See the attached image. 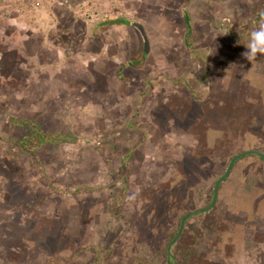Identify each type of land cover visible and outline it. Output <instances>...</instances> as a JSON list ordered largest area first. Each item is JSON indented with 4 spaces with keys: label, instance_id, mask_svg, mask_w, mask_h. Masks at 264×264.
Wrapping results in <instances>:
<instances>
[{
    "label": "rangeland",
    "instance_id": "rangeland-1",
    "mask_svg": "<svg viewBox=\"0 0 264 264\" xmlns=\"http://www.w3.org/2000/svg\"><path fill=\"white\" fill-rule=\"evenodd\" d=\"M261 24L264 0L1 2L0 264H183L189 251L188 264H264V207L243 200L264 183L254 157L162 251L230 158L264 155V55H242ZM13 118L76 141L46 165L16 157ZM59 230L66 242L50 243L70 248L42 250Z\"/></svg>",
    "mask_w": 264,
    "mask_h": 264
},
{
    "label": "trees",
    "instance_id": "trees-1",
    "mask_svg": "<svg viewBox=\"0 0 264 264\" xmlns=\"http://www.w3.org/2000/svg\"><path fill=\"white\" fill-rule=\"evenodd\" d=\"M261 18H262V14L258 15L257 18L254 19V22L257 23ZM183 21L185 24V28L187 29V32L185 34V43H188V41H190L192 38L190 36L191 27L189 26V17L187 14L183 15ZM110 23L126 24L127 21L121 19V20L110 21ZM75 141H76V137L71 131L68 130L67 126L64 127L60 125V126L45 127L40 122L29 118H13L9 120L7 142L16 148L15 156L16 157L26 156L27 158H31L35 160L37 163H39V165H46L47 163H49L52 151L56 147L67 143H74ZM247 157H254L258 162H264V160H262L260 156L257 154L246 155L234 163L230 171V174L232 173L233 169L237 166V163ZM230 174L224 180V183L228 181ZM254 174L252 173V175ZM251 180L252 181L250 184H253L254 186L251 187V185L247 183L249 184L248 190L245 192L243 200H245L244 201L246 202L245 206L247 207V209H249L250 212L257 213L258 208L260 210L262 207H264V183H261V185L259 186L260 188L254 190L255 185H257L258 183L257 178L255 179L252 178ZM259 181L264 182V179L263 181L262 179H260ZM173 183H175V181ZM221 186L222 184L218 186V191L221 189ZM176 190H179L178 185L176 186ZM211 196H212V191H211ZM50 242H66V240L64 239V234L61 230L57 231L53 236H49L48 240L45 242L47 248L45 246H41V249L42 250L46 249V252H49V254H55L62 252L64 250H68L71 244L70 242H67L58 245L56 243L53 244ZM48 244H50L51 247ZM74 244H77V242H75ZM162 251H163V255L167 256L166 247L165 248L163 247ZM186 253L181 254L182 257L184 256V258L186 259L185 263L183 264H188L187 256L191 254V251H189V253L187 254ZM53 262H59V259L57 260L53 259ZM136 264H143V263L138 262Z\"/></svg>",
    "mask_w": 264,
    "mask_h": 264
},
{
    "label": "water",
    "instance_id": "water-1",
    "mask_svg": "<svg viewBox=\"0 0 264 264\" xmlns=\"http://www.w3.org/2000/svg\"><path fill=\"white\" fill-rule=\"evenodd\" d=\"M250 154H257L260 156L261 159L264 160V155L260 154L259 152L255 151V150H248V151H243L239 154H236L234 155L232 158H230L227 166H226V169L225 171L223 172V174L221 176H219L214 184H213V187H212V196H211V201L210 203L208 204V206H206L205 208H202V209H199V210H195V211H190L188 213H186L180 220L179 222V227H178V230H177V233H176V236L170 241V243L168 244L167 246V253L169 254V249L171 247V245L177 240V238L179 237V235L181 234L182 232V229H183V225L185 223V221L194 216V215H197V214H200V213H204V212H207L209 211L212 206L214 205V203L216 202V198H217V191H218V186L229 176L230 174V171L234 165V163L236 161H238L240 158L246 156V155H250Z\"/></svg>",
    "mask_w": 264,
    "mask_h": 264
},
{
    "label": "clouds",
    "instance_id": "clouds-1",
    "mask_svg": "<svg viewBox=\"0 0 264 264\" xmlns=\"http://www.w3.org/2000/svg\"><path fill=\"white\" fill-rule=\"evenodd\" d=\"M245 49L242 55L249 63L254 62L258 56L264 55V24L249 34Z\"/></svg>",
    "mask_w": 264,
    "mask_h": 264
},
{
    "label": "built area",
    "instance_id": "built-area-1",
    "mask_svg": "<svg viewBox=\"0 0 264 264\" xmlns=\"http://www.w3.org/2000/svg\"><path fill=\"white\" fill-rule=\"evenodd\" d=\"M26 0H16V3H17V5H22L24 2H25ZM1 2H5V0H0V3ZM1 5H4L3 3L1 4ZM27 5H28V2H27ZM27 5H26V7H27ZM26 7L25 8H23V12L25 11V9H26ZM109 12H105L104 13V20H106V19H110V17H111V14H110V16H109V14H108ZM125 14H126V12H125ZM116 15L118 16V17H123V13L120 11V10H118V11H116ZM90 17H91V20L92 19H94L95 21H97V17H96V15H94V14H90L89 15ZM116 16V17H117Z\"/></svg>",
    "mask_w": 264,
    "mask_h": 264
},
{
    "label": "flooded vegetation",
    "instance_id": "flooded-vegetation-1",
    "mask_svg": "<svg viewBox=\"0 0 264 264\" xmlns=\"http://www.w3.org/2000/svg\"><path fill=\"white\" fill-rule=\"evenodd\" d=\"M210 201H211V200H210ZM209 203H210V202H209ZM209 203H208V204H209ZM207 206H208V205H207ZM204 208H205V207H204Z\"/></svg>",
    "mask_w": 264,
    "mask_h": 264
},
{
    "label": "crops",
    "instance_id": "crops-1",
    "mask_svg": "<svg viewBox=\"0 0 264 264\" xmlns=\"http://www.w3.org/2000/svg\"><path fill=\"white\" fill-rule=\"evenodd\" d=\"M48 47V46H47ZM45 48V47H44Z\"/></svg>",
    "mask_w": 264,
    "mask_h": 264
}]
</instances>
